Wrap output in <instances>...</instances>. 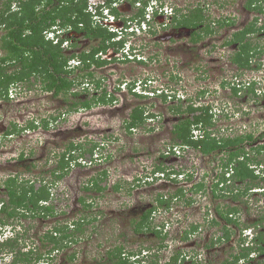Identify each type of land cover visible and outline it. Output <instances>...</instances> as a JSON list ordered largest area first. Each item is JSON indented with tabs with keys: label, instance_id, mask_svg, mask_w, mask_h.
Masks as SVG:
<instances>
[{
	"label": "rangeland",
	"instance_id": "374dc122",
	"mask_svg": "<svg viewBox=\"0 0 264 264\" xmlns=\"http://www.w3.org/2000/svg\"><path fill=\"white\" fill-rule=\"evenodd\" d=\"M164 1L182 8L187 6L189 10L198 5L203 7L206 24L210 22L217 29L198 42H193L186 35L187 32L179 35L178 30L173 29L178 28L173 25L159 29L156 34L141 32L135 35L134 41L139 45L144 61L120 59L92 68L94 78L104 83L111 96H115L114 101L78 110L80 100L93 96V84L85 92L80 93L81 88H74L75 95L54 96L44 90L41 82L33 76L30 79L32 85L16 83L11 86L10 97L0 98V199L7 202L4 180L17 175L22 179L21 184L31 180L36 188L50 183L48 188L52 199L49 203L54 210L53 214L42 216L32 215L27 209L21 213V209H18L14 215L6 216V212L0 208V233L5 230L6 235H12L9 240L13 242L12 246L1 245L0 264H9L14 255L19 257L20 252L26 249L33 250L32 258L41 254L39 260H46L45 263L31 259L32 264H109L104 261L105 255L107 249L115 245H123L126 252L150 247L146 264H151L155 255L161 264L177 250L180 254L177 264H218L232 257L243 244H261H256L255 237L251 238V235L256 234L253 227L264 231L263 195L251 191L237 200L218 195V199H215L209 185L220 174L217 157L196 150H179L176 155L165 152L169 142L173 141V124L180 116L187 115L185 111L176 113L172 108L177 104L186 107L188 102H180L177 99L179 95L200 104L213 102L235 113L234 118L215 117L213 130H226L228 124L233 127L230 134L245 132L242 129L244 125L254 135L264 130V30L248 35L250 41L261 49L259 60L262 67L246 73L248 80L256 76L260 82L257 86L259 95L247 92L245 88L241 89V95H233L230 85L245 77L240 76L241 70L230 60L235 44L225 43L232 39L235 31L256 18V25L264 26V0L261 2V12L246 9L247 0ZM119 7L127 14L132 11L125 0L120 1ZM224 17H230L233 23L219 28V25L212 23ZM163 21L168 22L164 17L155 19L157 28ZM82 36L76 34V39L72 41L75 45L64 49V53L87 52L91 46L98 44V38ZM110 56L112 53L107 55V59ZM74 74L71 78H74ZM78 78H82L81 73ZM146 79L151 80L150 85L163 89V93L167 94L166 100L161 93L137 97L127 86H123L125 83L129 86L134 81L135 89L140 91ZM98 95L96 93L94 96ZM72 103L78 106L74 110ZM137 103L145 105L146 111L159 117L153 122L147 120L136 131L127 132L124 121ZM247 107L245 115L235 118L241 112L244 114ZM213 110L217 112L216 108ZM223 113L229 114L227 110ZM32 119L37 123L39 121L36 128L5 135L12 122L24 126ZM42 119L47 120V127L43 126ZM99 138L110 141L105 149H101L103 160L93 165L89 163L88 151L92 140ZM74 140L82 141L86 152L79 159L81 161H71L69 171L63 178L54 179L51 169L56 168L60 154ZM20 154L23 156L20 157ZM78 154L79 151L75 150L73 157ZM159 162L190 173L193 180L186 183L178 178L174 183L162 182L158 185L135 181ZM104 169L107 170L106 177L101 174ZM98 176H102L100 185L104 189L87 188L92 178ZM201 180L205 183L202 190L195 192L190 189L193 183ZM117 182L119 188L115 190L113 184ZM180 187L183 191L171 199L168 206L162 204L161 208L155 209L150 217V226L163 224L162 235L156 237L149 230H133L134 221L139 219L140 214L156 204L157 194H172ZM190 196L192 198L188 200ZM228 206L237 207L238 211L233 216L237 219L229 226L230 237L218 242L215 238L221 234L224 221L219 219L215 208L224 210ZM214 217L221 222L217 223ZM259 219V226H255ZM70 221H83V232L74 235L77 239L74 242L67 240L63 242L65 246L52 249L53 244L47 237L55 231V227L63 230L64 226H68L67 232L72 230L68 225ZM192 225L196 228L189 231ZM249 226L252 231H244L243 228ZM10 228L17 233H9ZM186 230L188 233H185ZM57 236H62L61 231L57 232ZM212 239L215 242L210 245ZM250 256L249 260L240 264H257L259 260H264V253L258 254L257 250L252 251Z\"/></svg>",
	"mask_w": 264,
	"mask_h": 264
},
{
	"label": "trees",
	"instance_id": "16d2710c",
	"mask_svg": "<svg viewBox=\"0 0 264 264\" xmlns=\"http://www.w3.org/2000/svg\"><path fill=\"white\" fill-rule=\"evenodd\" d=\"M87 2L88 0H2L0 3V98H7L11 84L20 83L23 85L24 83L27 86L32 85L33 83L30 80L32 76L41 82L44 90L51 92L54 96L67 93L75 95L74 88L81 84L82 79L99 84L98 80L95 81L90 67L92 64L101 66L106 62L105 60L96 58L95 54L99 51L105 52L110 46L116 44L110 40L115 33L109 31L105 27L93 25L89 14L85 11ZM261 2L262 0H247L245 7L248 10L261 12L263 11ZM14 3L15 8L13 6ZM111 12L119 14L118 10L114 7L111 9ZM141 13L142 9L136 14V16ZM132 18H135L134 15ZM256 21L257 18L255 21L250 22L249 25L235 31L232 35V39L225 42L226 44H235L236 48L234 53L230 55V60L238 69L242 70L241 73L244 70H250L252 68L258 70L261 66L259 60L261 49L256 46L257 44H253L248 38L249 33L261 32V30H264V26H257ZM57 22L62 27L71 26V28L76 31H83L84 36L98 38V44L91 46L89 52L81 51L78 54H65L63 48H61L59 44H53L52 42L45 40L43 36V31ZM170 23H173L172 25L177 28H190L193 34V42H198L206 35L214 33L217 29L212 26L210 22L206 24V15L204 14L203 7H200L199 5L191 10H189V7L187 8V6L186 8L176 7L175 14L172 16ZM212 23L219 25V28L224 25H231L233 19L230 17L217 18ZM119 43L120 42H118V44ZM72 56H78L82 61V65L77 66V69H80L81 71L76 74H74V72L77 70L70 68L67 64L69 58ZM80 72L82 78L79 79L78 74ZM72 74L75 75L74 78H71ZM249 86L250 87L247 88V91H254L255 94L254 83H250ZM233 90L236 92L235 87ZM95 94L96 93L88 99L80 100L78 103L80 108L78 109L88 108L93 104L108 103L114 99L113 95L111 97L108 96L106 89H104L98 96H94ZM161 96L166 100L167 94H161ZM186 99L187 98H185L184 102L186 101L188 103L185 105V108H182V104L172 106L176 113L187 112V115L180 116L178 121L173 124V129L171 130L173 133L172 143L193 145L195 148H198L202 154H213L214 158L217 157V160H219L217 162L221 169L224 170L227 167L233 168L231 176L235 181L249 180V183L246 182L247 187L250 182L251 184H258V181H256L258 176L254 173L253 168H250L245 162L251 160L255 161V156L252 155V158L246 157L245 159L240 160L236 166L231 165L233 159L242 152V141L244 139H252V134H229L220 137L212 136L210 128L213 126V116L209 112L210 105L208 103H206V105L199 104ZM178 100L183 102L181 99ZM76 105L77 103L71 104L73 107L72 110L78 107ZM190 113L191 116H188ZM153 115L154 113L145 110V105L137 103L125 119L124 127L130 132L131 128H139L145 125L147 119L154 117ZM36 121L32 119L24 126L12 122V126L5 131V135H12V133H19L27 129H34L39 125ZM42 121L43 126L47 127V120L42 119ZM199 124L206 127V131L202 137L193 139L191 135L192 126H197ZM262 134H264V132L259 136L261 137ZM93 148L94 146H90L89 151L92 152ZM74 149H81V155L86 152L85 147L82 146L81 143L78 145H74L73 142L69 143L60 154L56 168L51 169L54 179H61L68 173L69 159L72 160L74 158L71 153ZM262 149H264V144L258 145L255 151L257 153ZM19 156L22 157L23 154H20ZM157 168L160 169V166L157 165ZM101 174L106 177L107 170H102ZM101 177L98 176L97 178H92L87 188L103 190L104 187L100 185ZM218 177L219 178H217L212 184V193L214 196L220 195L224 197L226 194L222 192L223 187L218 188V185L222 182L225 183L227 177L225 176V172H221ZM21 181L22 179L18 178L17 175L9 176L4 180L7 202L5 203L1 199L0 202H2L1 209L6 212L5 215L12 216L18 211V209H21V213H23V211L26 212L27 209V212L28 210L31 211L32 215L39 214L46 216L53 214V206L48 202L51 195L48 188L50 183H46L47 185L41 184V186L36 188L31 180H25L23 184H21ZM113 186L114 189L117 190L119 188L118 182L113 184ZM203 187H205L204 182H197L194 183L190 189L197 192L202 190ZM246 188L244 190L241 189L243 192L238 191L237 193H233L231 195L232 198L238 199L239 196L245 193ZM216 189L219 192L218 194H216ZM182 191L183 188H178L170 197L172 198ZM191 198V196L188 197V200H191ZM157 201L158 203L169 204V200H164L161 197L158 198ZM152 209L153 208L151 207L147 208L140 214L139 219L134 221L133 230L135 232H143L146 225V230L155 232L156 237L162 235L161 230L152 229V226L148 224L150 213L153 212ZM236 211H238L236 206H228L225 212L218 210L217 214L220 217H224L227 222L232 224L236 222V218H231L232 216L229 218L227 215L229 213L235 214L237 213ZM225 213L226 215H224ZM260 222V219L257 220L256 225H259ZM74 224L75 227L68 232V226H64L65 229L63 230L60 227H55V232L61 231L62 236L60 237L57 236V234L54 235L52 232L49 237L46 236L47 240L53 244L52 249L65 246L63 242L67 240H69V243L73 240H77L74 235L78 232H83L84 224L83 221H75ZM195 228L196 226L192 225L191 231L195 230ZM258 232L257 236H255V240L256 244L261 243L260 245L241 246L239 251L232 254V257L225 258L218 264H234L238 263L240 260L247 261L250 259V254L254 250H257L258 254L264 253V231L261 230ZM185 233L187 232L185 231ZM230 234L231 231L227 227H223L222 236H218L215 240L220 241L223 237L228 239ZM184 238H186V235H184ZM11 241L12 240H7L4 243H1L0 250L4 245L12 246L13 242ZM213 242L215 241L212 239L210 245H212ZM31 254H33V250L30 249L28 251L20 252L19 257L14 255L13 264H17L19 261L29 263L31 262V259L39 260L41 257V254H38L32 258ZM130 254H132V252L125 251L124 253L123 245H115L112 248L107 249L104 261L106 263L109 262V264H146V260L143 258L130 260L128 257ZM156 257L157 255H155V260H153L151 264H159L158 258L156 259ZM177 259L178 255L175 254L170 258V261L163 264H177ZM97 264L103 263L99 262ZM257 264H264V260H259Z\"/></svg>",
	"mask_w": 264,
	"mask_h": 264
},
{
	"label": "clouds",
	"instance_id": "9594fccd",
	"mask_svg": "<svg viewBox=\"0 0 264 264\" xmlns=\"http://www.w3.org/2000/svg\"><path fill=\"white\" fill-rule=\"evenodd\" d=\"M120 1L121 0H113V1L97 0V2L94 3L93 0H88L87 6L85 8V11H86V13L89 14V17L91 18L93 25H99V26L105 27L109 31L115 33L110 40L112 42H115L116 44L110 46L105 52L99 51L95 54L96 58H99L101 60L106 61L104 64L110 63L113 60H120V59L144 61L143 60L144 58H143V56H141V53H140L139 45H137L134 41V36L141 34V32L147 33V34H156V32L157 33L159 32V29H165L166 27H169L170 25L173 24V23H170V20H171L172 16L175 14V8L179 7V6H176L172 3L169 4L168 2H166L164 0H125L126 2H128L130 4L131 9H132V11L129 14H127V13L121 11V8L119 7ZM13 6L15 8V3L13 4ZM113 7L118 10L119 14H115V13L111 12V9ZM141 9H142V13L140 15L136 16V14ZM133 15L135 18H132ZM161 17H164V19H166L168 22H165V21L160 22V27L157 28V25L155 24V19L161 20ZM119 22H120V26H119ZM181 28H186V27H181ZM186 29H189V28H186ZM75 31L76 30L71 28V26L62 27L57 22V23L51 25L50 27L46 28L43 31V36H44L45 40H48V41L52 42L53 44H59L61 46V48H63V50H64L66 48H70L72 45L73 46L75 45L72 43V41L74 39ZM118 42H120V43L118 44ZM109 50H112V52H109ZM87 52H89V51H87ZM111 53H112V56H110L107 59V55L111 54ZM103 55H105V56L102 57ZM260 62H261V60H260ZM67 64L70 68L78 70L77 66L82 65V61L78 56H72L69 58ZM261 65H262V62H261ZM101 66H97V67H101ZM91 67H96V65L92 64ZM261 67L262 66H260V68ZM251 70H257V69L252 68L250 70H244L242 73L240 72L241 73L240 76L243 75L245 78H243V79L240 78L239 81H237V83H232L230 85L231 90L233 92V95L235 97L241 95V89L242 88L246 87V91H247V88L250 87L249 86L250 83H252V84L254 83V87H255V91H256L255 94H254V91L251 93L254 95H259L258 91H257V89H258L257 86H259L260 82L256 79V76L255 77L250 76L251 79H249V80H248L249 77H246V73L251 71ZM97 80L99 81V84H96L93 81L82 79L81 84L78 87H76L75 89L81 88V90H82V87L89 89L90 85L94 83L96 85V87L98 88V91H101L100 87H102V90H104V89L107 90V88L105 86H103L104 83H101V81L95 77V81H97ZM147 81H148V83H147ZM135 83L136 82L132 81V82H130L129 86H128V83H125L123 86H127V88H129V90H132V92H133L132 94L137 96V97L143 98L146 95H150V94L154 95L155 93L165 94V93H163V89H160V88H157V87L150 85L151 84L150 79H146V81L143 83L144 88H142L140 91L135 89V87H134ZM12 85H14V84H11L10 88L8 90V96L9 97H10L9 93H11V86ZM234 87L236 89V92L233 90ZM88 89H86V90L88 91ZM263 89H264V87H263ZM91 92H93L92 89H91ZM107 92H108V96L111 97V94L109 93L108 90H107ZM94 93H97V95H98V92H94ZM101 93H102V91H101ZM101 93H99V94H101ZM180 98H181L180 95L177 96V99H180ZM181 99L184 101L185 97L181 98ZM114 100H115V96H114V99L112 101H114ZM208 104L210 105L209 112L213 116L212 117L213 125L215 124V121L213 120L215 117L227 119V118H234V116H235V113L230 112L228 108L226 109L222 106H219L218 104H213V102H208ZM213 108H216L217 112H214ZM226 110H227V112H229V114L223 113ZM246 112H248V107L244 111V114H242V112H241L239 117H235V118H240V116L245 115ZM150 113H152V112H150ZM224 115H225V117H224ZM153 116L154 117H150L147 120H149L150 122H153L154 120L157 119V117H159L157 114H154ZM231 127H232V125L228 124V126L225 127L226 130H224V129L213 130L212 129L213 126H211V128H210V130L212 132L211 135L217 136V137L229 135L230 132L233 130V127L232 128ZM245 128H246L245 125L242 126V129L245 132L240 133L238 135H245V134L250 133ZM137 129L138 128H131V131H136ZM235 129L237 130V127H235ZM242 129L239 128V130L243 131ZM205 131H206V127H204L201 124H199L197 126H192V130H191L192 138L198 139V138L202 137L204 135ZM262 132H264V130L260 131L259 133H256V135L251 133L253 136L252 139H244L242 141V143H241L242 152H241V154L237 155L233 159V162L231 164L232 166L233 165L236 166L240 160H243L246 157L252 158L251 157L252 155L255 156V158H256L255 161L251 160V161H248V162L245 161V162L247 163V165L250 168H253L254 173L258 176L256 178V181H258V184H253V183L251 184V182H250V184H248V187H247L246 182L249 183V180L235 181L232 178V176H231L232 172H233L232 167H227L224 170L220 169V173L225 172V176L227 177V181L225 183L222 182V183H219V185H218V188L223 187L222 192L226 194L225 197L232 198L231 195L233 193H237L238 191L243 192L241 189L244 190L246 187L247 188L245 190V193H243L241 196L247 195L251 191H257L258 193H260L261 195L264 196V182H263V180H264V161H263L264 160V149H262L260 152H257V153L255 151L256 148L258 147V145L264 144V134H262L261 137L259 136ZM92 141H93L92 146H94V148H93L92 152L88 151L89 152L88 158H89V163L95 165V164H98L100 161L103 160L104 153L101 152V149H105L104 147L106 145H109L108 144L109 140H106V139L101 140L99 138L98 140H92ZM73 143H74V145H78L79 143L82 144V141L74 140ZM169 143L170 144H168L167 150L165 152L167 155H169V154L170 155H176L178 153L177 151H179V150H196L199 153L201 152L198 148H195L193 145H188V144L184 145V144H177V143H172V142H169ZM75 150L79 151V154H78V156L74 157L72 160L69 159V167L71 166V161H75V160L81 161L79 159H82V157L84 155V154H82V155L80 154L81 149H78V150L74 149V150H72L71 153L74 154ZM83 164H85V162ZM157 165L160 166V169L157 168ZM218 168H220V167L218 166ZM191 177H192V175L188 172H185L183 170H178V169H175L173 167L165 166L161 162H159L157 164H154L149 172L137 177L135 179V181H137V183H140L142 181L144 184L158 185L162 182H164V183L165 182H173L174 183L176 180H178V178H180L183 182L186 181V183H190L193 180ZM162 180H165V181H162ZM216 180H217V178H216ZM199 182H204V181L201 180ZM213 183L214 182H212V184ZM212 184L209 185L211 193H212ZM232 186L233 187L238 186L239 188H237V187H235L236 189L231 188ZM180 188H182V187H180ZM49 190H50V188H49ZM218 193L219 192L216 189V194H218ZM172 194L171 193H169V194H162V193L157 194V196L155 198L156 204H154V206L153 205L150 206L151 208H153L152 211H154L155 209L158 210L162 206V203H158V201H157L158 198L161 197L162 199L169 200V202H170L171 199H173L177 196V195H175L171 198L170 196ZM212 196L214 197L213 193H212ZM50 199H52V193L50 195ZM215 199H218L217 196H215ZM234 200H237V199H234ZM48 202H49V200H48ZM163 204H165L164 206L169 205V204L167 205L166 203H163ZM1 207H2V202H0V208ZM217 208L218 207L215 208L216 213L218 212V210H220L219 208L218 209ZM227 208L228 207H226L224 210H220V211L225 212L227 210ZM151 213H153V212H151ZM151 213H150V217L152 215ZM235 214L229 213L227 216L229 218H230V216H232L231 218H233V216ZM224 215H226V213ZM150 217L148 218V224H149ZM218 217H219V219L224 221V224H222V226H221V228H222L221 234L219 235V236H222L223 227H227L230 230L229 226L231 225V223L227 222L226 219H224V217H220L219 215H218ZM214 219L216 220L217 223L221 222V221L217 220L215 217H214ZM236 219H237V217H236ZM71 222L72 221H70L68 225L70 227L74 228L75 227V224H74L75 221H73L72 223ZM255 226H259V225H255ZM146 228H147V226L145 225L144 230H146ZM151 228L152 229L154 228L155 230L159 229L161 231H163V229H164L163 224L153 225ZM188 229H189V227L187 228V230ZM243 229H244V231H249V230L252 231L250 226L245 227ZM253 229L256 231V234L253 233L251 235V238L257 236V234L259 233L257 227H253ZM187 230H186V232L188 233ZM149 231L153 232L151 230H149ZM189 231H191V228ZM14 232H16V230H14L13 228H10L9 233H14ZM53 234L56 235L57 231L56 232L53 231ZM152 235H156V233L154 232ZM11 236L12 235H6V231L3 230V232L0 233V244L9 240V238ZM222 239H225V238L223 237ZM162 246L163 245H161V247ZM241 246H245V245L243 244ZM246 246H251V245H246ZM28 250H30V249H28ZM28 250L26 249V251H28ZM150 251H151L150 247H145L142 251L132 252V254H130L128 257L130 258V260H137V259H141V258L146 260L148 258V256L150 255ZM124 253H125V250H124ZM175 254L178 255L177 261L179 262L180 254H179L178 250L176 251V253L171 254L167 261H170V258L172 256H174ZM13 259H14V257H12V260H11V262H9V264H13ZM33 260L46 263V260H41V261L37 260V259H33ZM144 260H142V261H144ZM154 260H155V258H154ZM167 261H165V262H167ZM242 261H245V260H240L238 263H234V264H240ZM165 262H163V263H165ZM32 263L33 262L26 263L23 261H19L17 264H32ZM158 263H159V261H158ZM163 263L161 262V264H163Z\"/></svg>",
	"mask_w": 264,
	"mask_h": 264
},
{
	"label": "flooded vegetation",
	"instance_id": "af4514ba",
	"mask_svg": "<svg viewBox=\"0 0 264 264\" xmlns=\"http://www.w3.org/2000/svg\"><path fill=\"white\" fill-rule=\"evenodd\" d=\"M171 28H173V27H171ZM173 29H174V30H178V34L181 35V36H183V35L187 32L186 35L192 39L193 34H192L190 28H189V29H186V28H178V29L173 28ZM188 31H189V32H188ZM176 32H177V31H176ZM76 34L83 35L82 37H87V36H84V32H83V31H75V35H76ZM75 35H74V39H76ZM88 38H90V39H94L95 37H88ZM74 39H73V40H74ZM92 68H94V67H90V70H91V71H93ZM79 71H81V70L78 69L77 72H79ZM103 86H104V84H103ZM94 88H95V89H94ZM100 88H101V91H103V90H102V87H100ZM86 89H87V88L82 87V90L80 91V93H81V92H85V91H87ZM91 89H92L93 92H98V88L96 87V85H95L94 83H93V87H92ZM112 138H113V137H112ZM114 138H115V137H114ZM109 141H110V140H109Z\"/></svg>",
	"mask_w": 264,
	"mask_h": 264
},
{
	"label": "built area",
	"instance_id": "2783aa9c",
	"mask_svg": "<svg viewBox=\"0 0 264 264\" xmlns=\"http://www.w3.org/2000/svg\"><path fill=\"white\" fill-rule=\"evenodd\" d=\"M177 152H179V151H177Z\"/></svg>",
	"mask_w": 264,
	"mask_h": 264
}]
</instances>
